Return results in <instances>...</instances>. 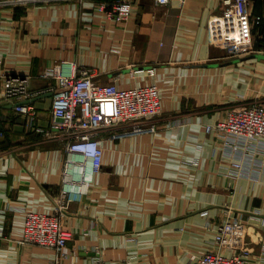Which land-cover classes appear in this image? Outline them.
<instances>
[{"label": "crops", "instance_id": "obj_1", "mask_svg": "<svg viewBox=\"0 0 264 264\" xmlns=\"http://www.w3.org/2000/svg\"><path fill=\"white\" fill-rule=\"evenodd\" d=\"M96 5L0 6V264H51L55 254L21 239L26 211H54L63 185L66 141L45 133L56 79L39 77L62 60L122 87L158 84L162 112L154 133L104 134L102 169L63 213L71 238L61 264H195L193 255L221 248L217 225L240 211L251 264H264V152L232 151L206 130L264 95V40L243 54L213 45L209 21L226 9L222 0H138L123 22ZM250 6L264 13V0ZM132 67L155 74L134 77ZM28 75L32 91H43L26 99L38 112L31 127L3 87L5 76ZM239 159L241 171L232 166Z\"/></svg>", "mask_w": 264, "mask_h": 264}, {"label": "built area", "instance_id": "obj_2", "mask_svg": "<svg viewBox=\"0 0 264 264\" xmlns=\"http://www.w3.org/2000/svg\"><path fill=\"white\" fill-rule=\"evenodd\" d=\"M51 1L57 0H0V6L27 7L36 2ZM69 1L82 3L89 0ZM91 1L96 2L98 12L118 22L127 21L138 2ZM171 1L155 0L158 4ZM222 1L226 9L220 14L214 13L209 21L211 43L228 46L230 55L252 51L259 40H264V13H255L250 0ZM145 71L150 75L155 74L154 67H132L129 73L135 77ZM39 77L56 79V84L48 89L53 92V105L51 124L45 133L66 141L67 156L63 185L56 197L57 207L52 212L27 210L21 242L53 249L55 254L51 264H61L69 256L68 243L71 238V233L63 226V213L89 190L96 173L102 169L104 134L107 133L112 139H120L132 134L158 131L162 97L158 84L122 87L116 80L98 79L95 69L79 66L70 60H62L57 67L45 69ZM30 80L29 75L5 76L3 79L6 97L18 100L16 109L25 115L29 127L35 123L38 112L26 99L43 93L33 92ZM206 130L232 151H248L252 146L254 152H264V104L250 102L232 107L223 119L208 123ZM232 166L239 171L245 167L243 159L233 161ZM245 217L246 211H240L219 223L215 242L221 248L193 255L195 264H251L253 252L246 243ZM222 248L231 252H223Z\"/></svg>", "mask_w": 264, "mask_h": 264}, {"label": "rangeland", "instance_id": "obj_3", "mask_svg": "<svg viewBox=\"0 0 264 264\" xmlns=\"http://www.w3.org/2000/svg\"><path fill=\"white\" fill-rule=\"evenodd\" d=\"M213 45H216L214 42H213ZM216 46H218L221 50H223V51H225L226 52V54H228V51H229V48H228V46H225V45H216ZM229 54H231V51H229ZM261 97V98H260ZM259 97V99L258 98H256L257 100H254V101H252V102H258V103H262V104H264V100H263V97H264V95L263 96H260ZM251 102V101H250ZM244 104H246V103H244ZM240 213V212H239ZM233 215H236V214H232V216ZM231 216H229L228 218H230ZM227 218V219H228ZM245 220H246V222H247V230H246V235H245V238L247 239V237H248V218L247 217H245Z\"/></svg>", "mask_w": 264, "mask_h": 264}, {"label": "bare ground", "instance_id": "obj_4", "mask_svg": "<svg viewBox=\"0 0 264 264\" xmlns=\"http://www.w3.org/2000/svg\"><path fill=\"white\" fill-rule=\"evenodd\" d=\"M90 173H91V169H90V171H89V176L91 175ZM87 174H88V173H87ZM87 174H86V175H87Z\"/></svg>", "mask_w": 264, "mask_h": 264}, {"label": "trees", "instance_id": "obj_5", "mask_svg": "<svg viewBox=\"0 0 264 264\" xmlns=\"http://www.w3.org/2000/svg\"><path fill=\"white\" fill-rule=\"evenodd\" d=\"M261 41H263V40H259V42H261Z\"/></svg>", "mask_w": 264, "mask_h": 264}]
</instances>
